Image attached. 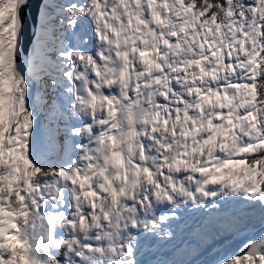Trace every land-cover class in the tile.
Segmentation results:
<instances>
[{"label": "snow or ice", "instance_id": "snow-or-ice-1", "mask_svg": "<svg viewBox=\"0 0 264 264\" xmlns=\"http://www.w3.org/2000/svg\"><path fill=\"white\" fill-rule=\"evenodd\" d=\"M0 264H264V0H0Z\"/></svg>", "mask_w": 264, "mask_h": 264}]
</instances>
